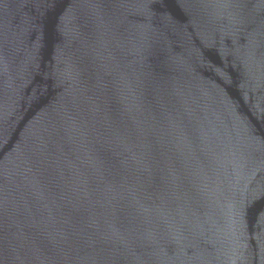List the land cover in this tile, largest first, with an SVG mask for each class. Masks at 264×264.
<instances>
[{"label":"water","instance_id":"95a60500","mask_svg":"<svg viewBox=\"0 0 264 264\" xmlns=\"http://www.w3.org/2000/svg\"><path fill=\"white\" fill-rule=\"evenodd\" d=\"M0 264H264V0H0Z\"/></svg>","mask_w":264,"mask_h":264}]
</instances>
